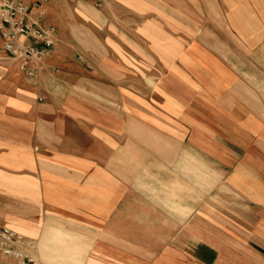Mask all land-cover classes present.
Segmentation results:
<instances>
[{"label": "crops", "instance_id": "obj_1", "mask_svg": "<svg viewBox=\"0 0 264 264\" xmlns=\"http://www.w3.org/2000/svg\"><path fill=\"white\" fill-rule=\"evenodd\" d=\"M91 1L93 71L58 28L0 61V221L43 264H264V0Z\"/></svg>", "mask_w": 264, "mask_h": 264}, {"label": "built area", "instance_id": "obj_2", "mask_svg": "<svg viewBox=\"0 0 264 264\" xmlns=\"http://www.w3.org/2000/svg\"><path fill=\"white\" fill-rule=\"evenodd\" d=\"M47 0H0V40L7 55L18 61L26 76L39 78L47 56L58 40L57 27L46 22ZM106 0H96L97 4ZM81 60L82 57L79 56ZM91 67L89 63H86ZM40 99H42L40 97ZM35 244L0 221V255L22 264H43L34 253Z\"/></svg>", "mask_w": 264, "mask_h": 264}, {"label": "rangeland", "instance_id": "obj_3", "mask_svg": "<svg viewBox=\"0 0 264 264\" xmlns=\"http://www.w3.org/2000/svg\"><path fill=\"white\" fill-rule=\"evenodd\" d=\"M52 6L55 9L54 12L51 10ZM45 7L47 10L45 20L53 22L57 26L60 40L61 33L65 32L68 35L72 57L75 60L82 61L79 58L81 56L87 63L89 58L79 36L84 29L91 28L93 30L97 24H100L102 11L106 9L105 6H96L91 0H47ZM108 23H110L109 20ZM6 56L7 54L2 48V41L0 40V61H8V58H5ZM93 68L94 64L92 63V66L87 69L93 71ZM55 70L62 71V68L58 66ZM152 83L154 84V81ZM0 264L22 263L15 259L0 256Z\"/></svg>", "mask_w": 264, "mask_h": 264}]
</instances>
